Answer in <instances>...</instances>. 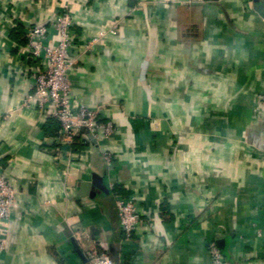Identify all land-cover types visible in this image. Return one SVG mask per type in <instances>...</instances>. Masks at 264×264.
I'll return each mask as SVG.
<instances>
[{
    "label": "crops",
    "instance_id": "crops-1",
    "mask_svg": "<svg viewBox=\"0 0 264 264\" xmlns=\"http://www.w3.org/2000/svg\"><path fill=\"white\" fill-rule=\"evenodd\" d=\"M67 2L80 45L96 39L70 107L114 131L80 129L77 147L47 132L18 51L63 1L0 0V173L17 191L0 264H213L209 243L264 264V0ZM110 184L137 208L130 236Z\"/></svg>",
    "mask_w": 264,
    "mask_h": 264
},
{
    "label": "built area",
    "instance_id": "built-area-1",
    "mask_svg": "<svg viewBox=\"0 0 264 264\" xmlns=\"http://www.w3.org/2000/svg\"><path fill=\"white\" fill-rule=\"evenodd\" d=\"M60 1H63L61 10L52 16L48 24L32 22L23 27L25 45L18 51V57L26 65H31L34 90L27 96L25 105H35L56 121L59 130L55 141L61 146L69 147L80 129L96 138L100 130L109 136L114 131V126L111 122H100L101 109L81 106L74 112L70 107L75 54L81 47L91 49L96 39L80 45L68 0ZM115 32L116 25L113 26V33ZM259 101L264 104V96H259ZM102 158L107 165L113 161L107 152L102 154ZM110 190L116 203L121 229L126 236H130L140 222L137 208L131 199L119 194L117 186L110 184ZM16 194L17 191L9 184L5 175L0 173V223L3 225L0 228V250L5 246L3 236L16 206ZM208 250L213 264H222L221 254L214 243L208 244ZM90 262L113 264L104 253L93 255Z\"/></svg>",
    "mask_w": 264,
    "mask_h": 264
},
{
    "label": "trees",
    "instance_id": "trees-1",
    "mask_svg": "<svg viewBox=\"0 0 264 264\" xmlns=\"http://www.w3.org/2000/svg\"><path fill=\"white\" fill-rule=\"evenodd\" d=\"M102 122V121H100ZM59 130V124L55 121V125L54 127L52 128V130H49L47 129V132L50 133L53 137H56L57 136V132ZM73 147H77L78 146V137H76L73 141V143L71 144Z\"/></svg>",
    "mask_w": 264,
    "mask_h": 264
},
{
    "label": "water",
    "instance_id": "water-1",
    "mask_svg": "<svg viewBox=\"0 0 264 264\" xmlns=\"http://www.w3.org/2000/svg\"><path fill=\"white\" fill-rule=\"evenodd\" d=\"M90 137H92L91 135H89ZM101 189H103V185L100 183L99 185H98Z\"/></svg>",
    "mask_w": 264,
    "mask_h": 264
}]
</instances>
